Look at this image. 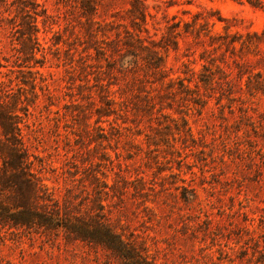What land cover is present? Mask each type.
<instances>
[{
  "label": "rangeland",
  "instance_id": "374dc122",
  "mask_svg": "<svg viewBox=\"0 0 264 264\" xmlns=\"http://www.w3.org/2000/svg\"><path fill=\"white\" fill-rule=\"evenodd\" d=\"M262 1L146 0L138 34L163 60L158 75L138 43V64L119 66L126 30L137 32L127 0H98L89 23L64 0H37V32L16 1L0 0L5 110L20 116L32 170L60 205L104 215L150 264H264ZM196 13L210 32L238 36L234 48L185 34ZM6 151L0 202L9 204L17 171L3 167ZM64 237L0 224V264H124Z\"/></svg>",
  "mask_w": 264,
  "mask_h": 264
},
{
  "label": "trees",
  "instance_id": "16d2710c",
  "mask_svg": "<svg viewBox=\"0 0 264 264\" xmlns=\"http://www.w3.org/2000/svg\"><path fill=\"white\" fill-rule=\"evenodd\" d=\"M19 4V13L22 23L27 28L37 32L34 27L36 23L30 20L31 12L37 13L39 6L37 0H13ZM72 7L77 8L79 13L89 22L93 21V16L98 11V0H64ZM146 0H127L129 7L126 9V15L130 26H132L133 34L126 30L130 38H126L123 44L126 46V54L123 55L120 61V67L125 69L131 68L134 64H138L137 57L133 50V43H138L140 49H146L150 52L151 57L145 59L147 64L152 67L158 75H161L164 70L161 66L163 60L155 49L156 43H150L155 46L153 49L143 45L138 33L141 29H145L146 16L149 13L146 11ZM253 6L263 7L262 0H246ZM42 14V13H41ZM36 16L33 17L36 19ZM36 22V21H35ZM181 21L172 24L170 27H176ZM198 23V26L191 27L192 24ZM207 21L199 22V15L193 14L192 21H184L183 32L185 34H204L208 37L209 45L214 47L226 48L225 50H232L236 37L231 36L227 31L223 35L212 33L207 29ZM143 26V27H142ZM205 26V27H204ZM204 27V28H201ZM226 27H224L225 29ZM200 30H205L200 32ZM208 32V33H206ZM32 33V32H31ZM133 33V32H132ZM179 35L180 32L176 31ZM249 35V34H248ZM257 40L260 37L257 33L251 34ZM173 47L177 48V41H172ZM241 47H249L245 41L240 42ZM200 80L206 82L204 79ZM3 89L0 81V130L5 142H0V153H3V148H7L6 159L3 158V167L14 168L17 171V179L11 181L13 195L12 202L4 204L0 202V224L9 225V227H16L19 229H35L48 234H55L62 232L64 238L80 240L94 245H99L110 250V252L120 258L124 264H150L145 254V247H138L133 241L123 237L115 229L110 227V224L103 218L104 215L99 213L89 215H72L69 213L67 207L60 205L59 200L50 191L43 179L32 170V161L29 160V154L26 145L23 141L20 121L16 118L20 117L16 111L5 110L6 101L2 98ZM15 108V107H14ZM5 186L0 182V187ZM4 188V187H3ZM1 189V188H0Z\"/></svg>",
  "mask_w": 264,
  "mask_h": 264
}]
</instances>
